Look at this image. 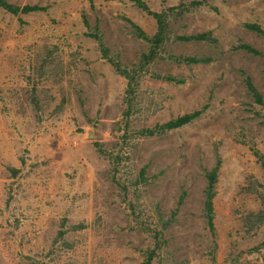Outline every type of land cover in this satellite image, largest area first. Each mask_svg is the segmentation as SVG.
Segmentation results:
<instances>
[{"label":"rangeland","instance_id":"1","mask_svg":"<svg viewBox=\"0 0 264 264\" xmlns=\"http://www.w3.org/2000/svg\"><path fill=\"white\" fill-rule=\"evenodd\" d=\"M7 1L46 10L15 16L0 7V264H211L209 251L214 264H264V223L244 241L235 227L237 211L264 206V35L245 26L264 29V0L172 13L170 39L131 104L107 58L136 64L149 45L129 21L150 35L151 15L130 0ZM143 1L156 12L189 7ZM203 32L214 41L173 39ZM240 43L259 54L232 49ZM196 110L179 128L135 133ZM215 166L213 238L203 196ZM142 226L160 231L161 244Z\"/></svg>","mask_w":264,"mask_h":264},{"label":"trees","instance_id":"2","mask_svg":"<svg viewBox=\"0 0 264 264\" xmlns=\"http://www.w3.org/2000/svg\"><path fill=\"white\" fill-rule=\"evenodd\" d=\"M133 4H135L138 8H140L142 11H144L146 14L151 15L155 21H156V31L153 34H147L144 32L139 26H137L135 23L129 21L130 25L132 26V32L135 36L138 38H141L142 40L146 41L148 43V48L144 52L141 53L139 60L136 62V64H131L129 67L124 66L117 60L116 57L107 58V49L103 46L102 41L98 34H92L88 33L93 39L97 40V42L100 45L99 51L101 52L102 57L105 59L107 58L108 61L111 63V66L116 70V72L123 76L127 83L125 88V101H127L129 104H131V99L135 96V92L138 88L139 79L141 77V74L144 72L147 65H149L151 62H153L157 57H160V53L162 50L163 45H165L170 37H169V29L168 25L170 22V16H172V13H176L177 15H180L182 12H184L187 8L191 7H198L202 4H205L207 0H189L187 6L184 2H179L175 5L168 6L166 8H162L160 12L152 11L149 6L143 1V0H130ZM0 7L4 9L6 12L18 16L21 13H28L33 11H45L46 7H42L35 4H24V5H16L8 2L7 0H0ZM248 29L252 30L255 33H258L260 35H264V29L260 27V25L256 23H247L245 25ZM174 40H181V41H191V40H209V42H213L214 39L210 36L209 32H203L195 35H176L173 37ZM232 49H241L245 50L248 53L251 54H259V52L254 49L253 47L249 46L248 44L240 43L236 46H234ZM174 60L178 63H187V64H196L198 62H209L210 57L208 56H201V57H188V56H177L174 57ZM44 65V63H42ZM164 78V77H163ZM166 80L171 81H181V79H175L171 76H165ZM245 83L247 86V89L249 93L254 97L255 101L262 107V100L260 97L259 92L255 88V86L252 84L249 77H246ZM129 110L126 111V114ZM257 114L260 115L259 111H256ZM201 114V110H196L190 113H185L182 115H179L173 119H170L164 123H157L153 126L149 127H143L141 129L135 130V133L137 135H145V136H154L157 134H161L164 132H167L171 129L179 128L187 123H189L194 118L198 117ZM255 155L258 156V153L255 152ZM118 158V156H116ZM264 156L261 155V163H264ZM216 170L217 167L215 166L212 170L208 171L206 173V187L204 189V196H203V216L205 219V223L207 226V229L210 230V233L213 238L216 236V227L214 223V206H213V198L215 196V183H216ZM264 196V195H263ZM180 202V200H179ZM175 212L172 211L171 215ZM238 217V224L235 227H239L238 232L241 237V241H244L247 238L252 237L259 229V227L264 223V206L263 208H255V209H247L243 211V216L240 215V213L237 211L235 213ZM244 218L246 219H252L253 220L249 223L244 222ZM171 219V218H170ZM241 219V220H240ZM242 221V223H241ZM167 225V222H161L160 226L161 228L165 227ZM143 230L147 231L150 230L152 232L151 237L154 239L153 243L156 245L161 244V240L159 238L160 231H157L156 229H150L149 227H141ZM215 248V244L213 245ZM256 247H253L255 249ZM247 250H252L251 246L246 248ZM245 250V251H247ZM209 256L212 261H214V254L212 251H209ZM234 257H231L230 259H226L223 264H233Z\"/></svg>","mask_w":264,"mask_h":264}]
</instances>
